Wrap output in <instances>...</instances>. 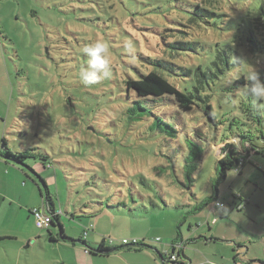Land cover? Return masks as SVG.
I'll use <instances>...</instances> for the list:
<instances>
[{
  "label": "rangeland",
  "instance_id": "rangeland-1",
  "mask_svg": "<svg viewBox=\"0 0 264 264\" xmlns=\"http://www.w3.org/2000/svg\"><path fill=\"white\" fill-rule=\"evenodd\" d=\"M193 1L197 0H0L2 135L6 131L14 148L22 147L13 142L16 139L26 148L47 149L51 163L35 157L28 163L48 184L65 235L80 240L81 248L83 240L103 239L118 247L124 237L158 247L160 238L177 237V226L189 238L191 221L201 235L221 239L209 250L233 253L231 241H245L249 257L264 258V155L254 153L242 172L228 171L219 186L225 207L205 208L184 221L185 205L194 208L213 195L227 140L221 142V134L198 109L155 108L178 126L176 136L162 133L155 118L141 110L135 120L129 119L134 100L127 96L126 80L154 68L142 57L159 56L157 51L165 49L161 33L174 20L169 18H181V7ZM202 35L217 39L211 31ZM98 39L109 45L112 76L86 88L76 77L86 62L81 49ZM126 44H131V51H125ZM249 61L250 67L256 63L255 69L264 68V54ZM224 100L219 117L233 112L230 98ZM215 135L218 140L211 143ZM199 148L202 159L190 186L186 159L195 158ZM124 203L140 207L136 212L144 218L132 224L131 231L105 218L114 212L132 217ZM83 205L96 209L92 222L80 217ZM119 263L114 257L101 259V264Z\"/></svg>",
  "mask_w": 264,
  "mask_h": 264
},
{
  "label": "trees",
  "instance_id": "trees-1",
  "mask_svg": "<svg viewBox=\"0 0 264 264\" xmlns=\"http://www.w3.org/2000/svg\"><path fill=\"white\" fill-rule=\"evenodd\" d=\"M186 3L179 12L182 17L169 18L174 19L171 20L173 22L165 26L161 33L165 49L158 50L159 56L156 58L142 57L154 68L147 73L140 72L139 78L131 76L126 80L127 96L131 101L134 100V105L128 109L129 119L135 120L137 111L141 110L155 118L154 122L162 133L176 136L180 132L178 126L166 120L155 108L172 105L182 111L198 109L221 134V142L227 140L221 148L213 195L194 208L192 204L185 205L188 215L184 217V221L191 214H197L220 200L219 186L227 178L228 171L236 168L242 172V168L254 153L264 155V101L256 102L247 94L248 81L244 78L250 68L256 65L255 63L250 67L249 60L264 54V0H197ZM202 31H211L217 39H206ZM255 70L260 81L264 83V68ZM237 76L240 77L226 83ZM225 97L230 98L228 103L234 107L233 112L230 111L232 114L228 117L226 114L219 117L218 107H226ZM217 140L215 135L211 143ZM189 141L195 146L199 145L195 140ZM0 155L27 166L30 165L28 159L32 157L40 158L45 165L53 160L47 149L37 146L14 152L8 147L7 139L3 141ZM201 159L202 148H199L195 158L188 156L186 159L185 173L190 186H193V174ZM40 180L42 189L46 192V199L52 203L49 186L43 177H40ZM124 205L129 208L131 215L137 214L136 210L140 209L130 208L126 203ZM58 218L55 216L50 226L58 224L63 227ZM180 239L179 234L174 243L182 242L186 245V241ZM211 239L221 240L216 237ZM83 242L88 252L93 255H104L114 248L107 247L105 240L97 249L90 247L87 241ZM135 245L140 246L127 243L116 249L141 250L143 245L149 246L142 241ZM173 250L176 248L173 247ZM183 254L182 248L179 251V260L175 262H171L162 254L160 256L165 261L164 264H186ZM260 261L264 263V260Z\"/></svg>",
  "mask_w": 264,
  "mask_h": 264
},
{
  "label": "crops",
  "instance_id": "crops-1",
  "mask_svg": "<svg viewBox=\"0 0 264 264\" xmlns=\"http://www.w3.org/2000/svg\"><path fill=\"white\" fill-rule=\"evenodd\" d=\"M5 123L7 125L6 120ZM4 139H7L8 147L14 152H21L26 149L23 147L25 142L16 139L13 142L22 144V147L14 148L10 139L6 137V131L2 135L0 127V149H2ZM33 166L32 170L36 172ZM30 169L0 155V264H101L102 257L120 259L121 263L119 264H164L160 254L168 256L173 251L174 241L179 234L181 235L180 241H186V245L183 247V259L186 264H264L260 261L264 259L261 256L249 257L245 241H231L235 244L233 253L221 252L218 249L209 250L210 245H215L218 243L217 241L221 240H212L213 234L201 235L202 231H199V226L196 225L195 229L191 221H189L190 237L187 239L183 235L182 228L177 226V237L171 240L165 237L160 238L161 246L149 245L141 250L120 248L113 251L115 254L110 252L102 253L104 255H93L88 252L85 243V248L83 246L81 248L77 242L60 238L58 231L60 226L58 224L47 228L37 226L32 213L35 207H44L46 210L58 213L56 216L59 217L61 223L63 222L61 212L56 209L54 198L52 197V203L46 199L40 180L42 176L38 178ZM211 208L212 206H209L206 209ZM95 210L93 206L83 205L81 206L80 217L87 218L92 222L97 216ZM72 216L74 217V215ZM105 218L109 222L117 223L115 224L116 227L127 231L133 229L132 224L144 219L138 214L127 217L123 213L116 214L115 212ZM90 224L94 227L93 223ZM60 228L64 231V224ZM64 234L67 235L66 232ZM104 240L105 245L111 247L106 239L102 241ZM87 242L90 247L95 249L101 243ZM61 243L64 244L65 248ZM71 254L74 258L72 260L70 259Z\"/></svg>",
  "mask_w": 264,
  "mask_h": 264
},
{
  "label": "clouds",
  "instance_id": "clouds-1",
  "mask_svg": "<svg viewBox=\"0 0 264 264\" xmlns=\"http://www.w3.org/2000/svg\"><path fill=\"white\" fill-rule=\"evenodd\" d=\"M131 50V44H126L125 51ZM81 54L86 58V62L79 67L76 77L84 87L87 88L111 78L112 63L109 55L110 48L107 42L102 39L90 42L82 47ZM239 77L229 79L226 83H230ZM244 78L248 81L247 94L251 95L256 102L264 101V83L260 81L255 68L251 67L249 72L244 75ZM173 252L174 250L170 254ZM166 257L169 258V255Z\"/></svg>",
  "mask_w": 264,
  "mask_h": 264
},
{
  "label": "built area",
  "instance_id": "built-area-1",
  "mask_svg": "<svg viewBox=\"0 0 264 264\" xmlns=\"http://www.w3.org/2000/svg\"><path fill=\"white\" fill-rule=\"evenodd\" d=\"M214 206L223 208V207H225V203L223 201L219 200L214 204ZM32 213L35 217L36 224L39 228L49 227L50 224L54 221L55 216L58 215V213L52 212L51 210H46L44 207H35L32 210ZM140 241H142V240L137 239V238H135L133 240H130L128 238L123 239L124 244H127V243L128 244H139ZM174 247L176 248V250H174V252L172 254H169V258H168L171 262H175V261L179 260V258H178L179 251L184 247V245L182 242H176L174 244Z\"/></svg>",
  "mask_w": 264,
  "mask_h": 264
},
{
  "label": "water",
  "instance_id": "water-1",
  "mask_svg": "<svg viewBox=\"0 0 264 264\" xmlns=\"http://www.w3.org/2000/svg\"><path fill=\"white\" fill-rule=\"evenodd\" d=\"M23 166H24L25 168H27V169L32 168L30 165L27 166L26 164H24ZM30 170H32V169H30ZM32 172L34 173L35 176H37V177L39 178V175H38L35 171L32 170ZM43 184H44V182H43ZM59 237L62 238V239H64V240H70V241H75V242H81L80 240H75V239H73V238H69V237H67V236L64 234V231H63L62 228H59ZM131 245H132V246H140V245H135V244H131ZM143 247H145V246L143 245ZM115 250H116V248H113V249L109 250V251L106 252V253H110V252H113V251H115Z\"/></svg>",
  "mask_w": 264,
  "mask_h": 264
}]
</instances>
